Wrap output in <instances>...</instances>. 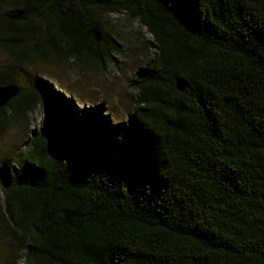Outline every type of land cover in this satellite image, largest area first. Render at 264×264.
Here are the masks:
<instances>
[{
  "label": "trees",
  "instance_id": "trees-1",
  "mask_svg": "<svg viewBox=\"0 0 264 264\" xmlns=\"http://www.w3.org/2000/svg\"><path fill=\"white\" fill-rule=\"evenodd\" d=\"M112 15L152 38L126 121L38 78L0 108V136L42 110L3 163L11 264H264V0H0V53L104 74Z\"/></svg>",
  "mask_w": 264,
  "mask_h": 264
},
{
  "label": "rangeland",
  "instance_id": "rangeland-1",
  "mask_svg": "<svg viewBox=\"0 0 264 264\" xmlns=\"http://www.w3.org/2000/svg\"><path fill=\"white\" fill-rule=\"evenodd\" d=\"M109 21L124 38L125 45L123 57L116 59V66L110 67L104 74L90 69L81 73L68 66L61 56L44 63L14 67L4 53H0V73L13 69L15 83L21 89L31 88L35 78H38L49 85L55 96L72 100L77 110L102 107L101 111L111 123H123L135 108L131 77L149 64L152 54L147 44L152 38L137 21L129 20L125 15H112ZM41 123L42 110L37 108L26 122L9 126L0 136L1 181L5 173L3 163L12 159L15 165H21L30 136ZM2 204L0 193V211ZM14 243L12 228L0 222V264H11L10 252L14 249Z\"/></svg>",
  "mask_w": 264,
  "mask_h": 264
},
{
  "label": "water",
  "instance_id": "water-1",
  "mask_svg": "<svg viewBox=\"0 0 264 264\" xmlns=\"http://www.w3.org/2000/svg\"><path fill=\"white\" fill-rule=\"evenodd\" d=\"M1 44V42H0ZM182 90L181 87H178ZM21 93V88L15 84L8 86H0V108L5 107L11 100Z\"/></svg>",
  "mask_w": 264,
  "mask_h": 264
}]
</instances>
